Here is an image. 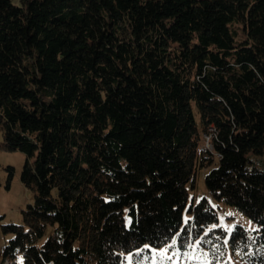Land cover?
Returning a JSON list of instances; mask_svg holds the SVG:
<instances>
[{
  "label": "trees",
  "instance_id": "obj_1",
  "mask_svg": "<svg viewBox=\"0 0 264 264\" xmlns=\"http://www.w3.org/2000/svg\"><path fill=\"white\" fill-rule=\"evenodd\" d=\"M19 1L0 0V150L25 154L33 201L0 225V264H121L193 240L264 264L248 156L264 154V0ZM214 163L210 199L187 206ZM219 202L256 229L227 234Z\"/></svg>",
  "mask_w": 264,
  "mask_h": 264
},
{
  "label": "rangeland",
  "instance_id": "obj_2",
  "mask_svg": "<svg viewBox=\"0 0 264 264\" xmlns=\"http://www.w3.org/2000/svg\"><path fill=\"white\" fill-rule=\"evenodd\" d=\"M12 2L19 4L20 1L12 0ZM194 111L198 122V113L196 109ZM208 138V135H203V146L209 147ZM248 156L252 161V165L250 166L264 169V154L249 153ZM25 158V154L18 150H0V225L4 223H21V211L26 208L28 203L33 201L32 191L22 185L19 180V174ZM215 165L216 163L206 168H199L194 187H191L189 183L187 184V206L190 203H197L202 197L210 199L204 184V177L211 167ZM216 210L218 225L222 226L227 231V234L237 224L242 225L248 230H253L257 227L254 221L234 206L219 202L217 203ZM188 217L189 213H187L186 208L183 212V220L185 221ZM50 230L51 227H48L43 240L46 239ZM9 237L10 235L4 234L0 227V249L4 247ZM124 258L125 260L121 264H249L240 257L233 255L229 248L226 249L221 259L214 261L210 252L201 247L196 240L189 242L185 248L172 243L162 248L151 247L149 252L126 253Z\"/></svg>",
  "mask_w": 264,
  "mask_h": 264
}]
</instances>
